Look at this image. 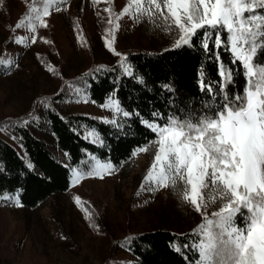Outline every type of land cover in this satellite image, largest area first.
<instances>
[{
    "label": "snow or ice",
    "instance_id": "obj_1",
    "mask_svg": "<svg viewBox=\"0 0 264 264\" xmlns=\"http://www.w3.org/2000/svg\"><path fill=\"white\" fill-rule=\"evenodd\" d=\"M66 3L34 0L16 28L35 33L38 26L47 27L44 18L51 9L59 12ZM106 11L112 15L110 8ZM124 15L135 23L147 20L155 29L171 34V49L192 48L198 43L209 61L216 63L219 77L207 78L201 65V89L214 102L220 98L211 114H171L164 119L153 112L150 120L140 119L155 135L133 152V157L141 152L153 155L140 191L155 193L171 188L181 203L190 204L201 215L202 222L191 233L193 241L184 245L197 255L189 264H264V61L257 58L264 53V0H128L115 19ZM108 23L113 26L105 45L120 57L121 73L143 83L127 56L114 48L119 24L111 18ZM29 39L36 42L35 36H22L14 42L26 43ZM222 53L228 54L227 62ZM13 67H18L14 59L0 58V74H9ZM241 71L245 77L243 93L230 94L227 86L235 83L234 77ZM162 87L172 91L169 84ZM75 92L79 95L84 89L76 88ZM40 103L45 108L50 104L47 98ZM102 107L112 113V118L103 122L117 128H123L132 117L140 118L139 112L124 107L115 90ZM85 139L103 144L94 127L88 128ZM82 165L72 169L73 183L84 178L103 179L116 171L110 160L91 154ZM26 167L31 170L33 164L29 161ZM5 200L22 206L19 190L0 193V201ZM76 203H81L79 198ZM213 206L216 210L209 214ZM123 246L131 250L127 241ZM171 246L176 252L182 251L178 245Z\"/></svg>",
    "mask_w": 264,
    "mask_h": 264
},
{
    "label": "rangeland",
    "instance_id": "obj_2",
    "mask_svg": "<svg viewBox=\"0 0 264 264\" xmlns=\"http://www.w3.org/2000/svg\"><path fill=\"white\" fill-rule=\"evenodd\" d=\"M33 3L0 0V58L10 57L18 64L9 74H0V136L16 144L10 128L27 120L23 124L65 162L40 101L47 98L65 115L112 118V113L92 102L85 92L76 94L75 89L81 87L74 82L95 66L120 60L105 45L113 26L108 20L119 24L114 48L124 55L171 46L173 36L155 29L147 20L135 23L124 15L117 21L115 17L128 0H67L59 12L51 9L44 18L47 27L38 26L35 33L17 29ZM109 8L111 16L106 11ZM22 36H35L36 42H14ZM152 161V153L141 152L103 179L84 178L73 183L72 177L67 191L35 208L21 203L17 207L15 201L0 206V264H139L125 250L123 240L159 228L180 233L195 229L202 222L201 215L190 204L181 203L171 188L155 193L140 191ZM215 210L213 206L208 212ZM92 224L95 227H90Z\"/></svg>",
    "mask_w": 264,
    "mask_h": 264
},
{
    "label": "trees",
    "instance_id": "obj_3",
    "mask_svg": "<svg viewBox=\"0 0 264 264\" xmlns=\"http://www.w3.org/2000/svg\"><path fill=\"white\" fill-rule=\"evenodd\" d=\"M126 56L135 74L143 78V83L123 76L119 61L112 65L95 66L78 75L74 82L98 105H103L115 90L124 107L139 112L140 118L132 117L123 128H117L104 123V119L88 114H62L49 104L44 110L48 128L57 148L64 154L65 162L60 161L48 143L37 137L28 126L16 123L11 126L10 134L22 151L0 136V193L19 190V202L23 206L38 207L48 198L71 187L72 169L82 167V161L89 154L110 160L115 166L130 164L134 150L155 139L154 133L143 126L140 119L150 120L153 112L160 113L164 119L171 114H211L215 105L220 103L219 97L214 102L200 87L198 77L201 65H204L207 78L219 80V77L216 63L209 61L198 43L192 48L171 49L168 46L157 51L130 52ZM257 58L264 61V53L258 54ZM222 59L227 62L228 54L222 53ZM234 80V84L227 86V91L230 94L243 93L245 77L242 71L235 75ZM164 84H169L172 91L164 89ZM164 119L160 122L163 123ZM89 127L98 130L103 144L85 139ZM29 161L33 164L31 170L26 167ZM8 203L0 201V206ZM192 231L180 233L159 228L136 233L123 240L122 245L128 242L131 250L123 247L139 264H189L197 259L190 247L184 248L194 239ZM172 244L180 246L182 251H174ZM100 264L117 263L106 261Z\"/></svg>",
    "mask_w": 264,
    "mask_h": 264
}]
</instances>
